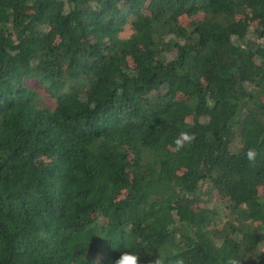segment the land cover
<instances>
[{"label":"trees","instance_id":"trees-1","mask_svg":"<svg viewBox=\"0 0 264 264\" xmlns=\"http://www.w3.org/2000/svg\"><path fill=\"white\" fill-rule=\"evenodd\" d=\"M124 251L264 264V0H0V264Z\"/></svg>","mask_w":264,"mask_h":264},{"label":"clouds","instance_id":"clouds-1","mask_svg":"<svg viewBox=\"0 0 264 264\" xmlns=\"http://www.w3.org/2000/svg\"><path fill=\"white\" fill-rule=\"evenodd\" d=\"M182 138H178L175 141L176 147L182 148L184 145V142L190 143L192 139L194 138L187 132L181 133ZM258 153L255 148H249L246 157L249 162L254 163L255 159L257 157ZM97 264H99V261H97ZM113 264H140V254L134 251H124L121 253L119 258H117ZM151 264H166L165 260L161 258L158 255V258H156L154 261L151 262ZM173 264H184V261L182 259H176Z\"/></svg>","mask_w":264,"mask_h":264},{"label":"rangeland","instance_id":"rangeland-1","mask_svg":"<svg viewBox=\"0 0 264 264\" xmlns=\"http://www.w3.org/2000/svg\"><path fill=\"white\" fill-rule=\"evenodd\" d=\"M131 32L130 25L126 28V30L123 32L124 35H128ZM235 146H237V142H235Z\"/></svg>","mask_w":264,"mask_h":264}]
</instances>
